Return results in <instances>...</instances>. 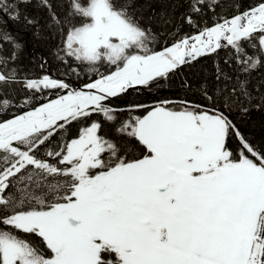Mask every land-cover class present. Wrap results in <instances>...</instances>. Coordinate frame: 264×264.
I'll return each instance as SVG.
<instances>
[{
    "label": "snow or ice",
    "instance_id": "1",
    "mask_svg": "<svg viewBox=\"0 0 264 264\" xmlns=\"http://www.w3.org/2000/svg\"><path fill=\"white\" fill-rule=\"evenodd\" d=\"M186 2L181 19L189 25L220 7L219 0ZM29 3L0 0V17H7L0 24L38 26L21 10ZM134 3L64 0L58 11L50 0H38L62 62L115 67L79 89L50 75L21 84L17 69L8 67L21 46L0 31V53L4 43L12 47L0 56L6 69L0 71V113L18 112L0 116V264H264V149L229 118L234 106L247 111L264 102L251 83L252 72L264 66V0L162 50L149 47L156 34L140 23ZM222 47L232 48L236 71L217 67L212 83L201 82L207 108L183 101L177 109L162 100L142 117L120 119L149 106L119 108L114 98ZM15 84L33 94L67 91L36 106ZM94 114L102 120H92ZM73 122H85L76 137L55 150L46 147ZM105 122L114 125L112 137L101 134ZM232 136L240 141L238 155L229 147ZM131 138L146 149L139 158H128ZM42 146L49 159L37 158Z\"/></svg>",
    "mask_w": 264,
    "mask_h": 264
},
{
    "label": "trees",
    "instance_id": "2",
    "mask_svg": "<svg viewBox=\"0 0 264 264\" xmlns=\"http://www.w3.org/2000/svg\"><path fill=\"white\" fill-rule=\"evenodd\" d=\"M50 2L59 11L64 0H50ZM81 3L86 6L88 0H81ZM258 3L259 0H219L220 7H216L214 11H207L202 17H196L195 19L198 22L193 25H189L181 19L182 14L186 12L188 7L186 0H135L134 7L139 9L136 15L140 23L156 34V39L149 47L159 50L162 47L171 46L182 37L197 35L198 31L205 26H213L215 23L221 22V18H231L240 12L255 7ZM64 7L66 8V4ZM21 10L29 17L37 18L40 22L39 25L29 26L23 20L19 22L8 20L7 24H0V31L9 32L15 38L16 43L21 46L16 53L15 63L8 65L9 68L15 67L17 69V80L21 84L26 79H38L48 74L51 77L64 80L72 88L77 89L84 83L97 78V72L107 74L115 70L114 66L106 62L95 66L87 63L81 64V62L71 63L67 60L62 62L57 56V48L60 42L53 38V34L43 27L47 22V10L38 6V0H31V3L21 5ZM3 19H7V17H0V20ZM244 46L249 54L254 52V49L247 47L246 44ZM2 47L4 52L0 53V56H6L12 52L10 44L4 43ZM232 52L231 47H222L216 53L204 55L197 61L181 67L175 74H170L167 78H161L148 88H140L139 91L129 90L126 95L114 98L112 104L119 108H130L137 103L149 106V108L126 111L120 116L121 120L134 116L142 117L150 110L151 106L162 100L173 101L174 104L170 107H176L177 109L183 101L207 108L200 94L199 85L204 81L212 83L217 67L228 74L235 75L236 65L234 60L231 59ZM60 55L63 56V53H60ZM225 61L230 63H225ZM69 63H71V68ZM71 69H76V72L74 73ZM5 70V68L0 67V71ZM251 83L257 86L259 91L264 92V66L252 72ZM21 84L13 85L17 89V94H22L23 98L32 95L34 97L33 104L36 106L58 95L66 94L67 91L45 89L33 94L32 90L24 92ZM247 107L248 110L243 111L240 107L234 106L229 118L249 143L258 149H264V102L254 103L252 106ZM23 110L27 111L30 108L24 107ZM14 114H18L16 108H13L8 115L0 113V116L7 119ZM91 119L101 121L102 116L94 114ZM83 126H85V122H73L68 134L53 137L51 143L46 147L55 150L54 146L56 144L66 138L76 137L79 129ZM104 127L106 129H102L101 134L112 137L114 135V125L105 122ZM126 144L129 159L139 158L146 153L144 146L134 138L127 139ZM46 147L42 146L40 151L36 153L37 158L49 159L44 154ZM229 147L234 154L238 155L240 141L237 137L232 136L230 138ZM52 162L54 163L55 160Z\"/></svg>",
    "mask_w": 264,
    "mask_h": 264
},
{
    "label": "rangeland",
    "instance_id": "3",
    "mask_svg": "<svg viewBox=\"0 0 264 264\" xmlns=\"http://www.w3.org/2000/svg\"><path fill=\"white\" fill-rule=\"evenodd\" d=\"M195 36V35H194ZM221 44L222 45H225L226 44V41H224L223 39L221 40ZM164 47H162L161 49H159V50H162ZM45 75H48V74H45ZM52 78H54V77H52ZM54 79H57V78H54ZM77 89H79V88H77ZM55 98H57V97H54V98H52V99H55ZM48 101V100H47ZM47 101H45V102H43V103H46ZM154 106V105H153ZM147 114V113H146ZM145 114V115H146ZM103 129H106V127H104ZM17 235H19V236H21L22 238H25V239H29V240H33L34 239V236H28V237H26L25 236V234L24 233H21V232H17L16 233Z\"/></svg>",
    "mask_w": 264,
    "mask_h": 264
},
{
    "label": "flooded vegetation",
    "instance_id": "4",
    "mask_svg": "<svg viewBox=\"0 0 264 264\" xmlns=\"http://www.w3.org/2000/svg\"><path fill=\"white\" fill-rule=\"evenodd\" d=\"M29 235H27L26 237H28ZM31 241H34V242H38V238L34 236V239L31 240Z\"/></svg>",
    "mask_w": 264,
    "mask_h": 264
},
{
    "label": "built area",
    "instance_id": "5",
    "mask_svg": "<svg viewBox=\"0 0 264 264\" xmlns=\"http://www.w3.org/2000/svg\"><path fill=\"white\" fill-rule=\"evenodd\" d=\"M193 37V36H192Z\"/></svg>",
    "mask_w": 264,
    "mask_h": 264
}]
</instances>
